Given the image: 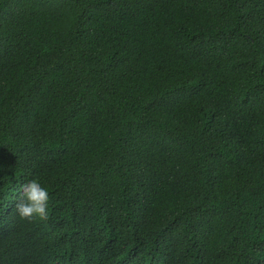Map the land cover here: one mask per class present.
Returning <instances> with one entry per match:
<instances>
[{
    "label": "trees",
    "instance_id": "1",
    "mask_svg": "<svg viewBox=\"0 0 264 264\" xmlns=\"http://www.w3.org/2000/svg\"><path fill=\"white\" fill-rule=\"evenodd\" d=\"M0 264H264V0H0Z\"/></svg>",
    "mask_w": 264,
    "mask_h": 264
},
{
    "label": "clouds",
    "instance_id": "2",
    "mask_svg": "<svg viewBox=\"0 0 264 264\" xmlns=\"http://www.w3.org/2000/svg\"><path fill=\"white\" fill-rule=\"evenodd\" d=\"M49 192L38 179H31L22 188L21 198L15 204V209L21 219H41L47 216Z\"/></svg>",
    "mask_w": 264,
    "mask_h": 264
}]
</instances>
